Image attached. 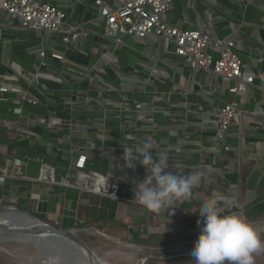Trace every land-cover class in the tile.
Segmentation results:
<instances>
[{
	"label": "crops",
	"instance_id": "crops-1",
	"mask_svg": "<svg viewBox=\"0 0 264 264\" xmlns=\"http://www.w3.org/2000/svg\"><path fill=\"white\" fill-rule=\"evenodd\" d=\"M45 1L65 11L67 23L84 26L88 36L63 46L57 34L21 29L16 20L0 10V80L31 88L42 102L48 103L47 118L67 120L70 111L65 103V86L52 77L59 68L50 53L62 55L65 68L77 75L81 84L77 88L90 98L85 104H78L75 116L96 124L103 122L104 115L99 102L107 111L106 132L101 126L96 133L93 129L79 133L91 147H88V167L114 174L122 180L126 178L125 172L112 162L122 159L124 145L142 148L148 131L154 134L152 155L165 145L170 147L172 155L176 154V148H181L184 150L182 157L189 156L182 159L186 173H193L198 159L189 154L195 155V149H200L201 153L209 151L215 143L213 113L228 102L254 112L255 116L242 122V135L236 124L228 129L226 142L232 147L230 158H220L219 161L224 162L216 171H221L228 182L225 184L228 186L226 198L222 196L221 202L237 193L245 203L243 215L264 224V91L258 82L248 85L245 92L233 94L229 91L232 81H225L210 70L189 67L173 53V44L164 37L151 34L138 38L120 33L119 41H112L105 35L103 23L95 19L93 0ZM248 1L242 0L247 3L244 4L241 0H171L164 20L181 28L205 30L214 40H234L244 72L256 74L264 67V0ZM43 51L45 65L41 66L40 53ZM208 53L216 59L219 49L211 45ZM38 68L44 76L40 86L32 85L30 80ZM99 80L103 81L106 92ZM0 97V204L33 210L42 218L59 220L64 227H71L73 215L77 221L82 218L91 220L88 224L102 223L103 230L124 226L130 233L133 229V239L135 233L140 236L138 231H149L151 227L153 235L156 233L154 237L162 239L163 243L175 242L178 233L195 236L194 231H200L197 221L201 218L191 216L190 208L198 210L211 193L219 190V172L203 170V178L193 187L191 197L176 207L181 214L178 218L170 208L162 207L153 212L136 204L82 193L73 187L34 182L32 179L44 163L54 167L58 181L72 180L71 166L80 135L73 139L76 136L72 133L70 140L67 130L56 133L38 124L32 108L18 105L15 94H0ZM151 102L156 106L168 104L174 115L156 109L147 119L139 118L132 111L126 110L123 114L118 110L125 103H140L142 110H149ZM122 127L135 140H128L124 135L126 131L120 133ZM20 132H27L28 138L22 139ZM20 149H24L21 155L24 163L20 167L24 179L14 175L17 169L12 165ZM153 159L158 162L156 157ZM236 162L240 164L239 174ZM135 163L138 176L144 179L146 168L138 164L139 160ZM232 173L234 178H228L227 174ZM232 179L235 182L229 183ZM121 184L124 187L126 183L121 181ZM144 237L150 238L149 235Z\"/></svg>",
	"mask_w": 264,
	"mask_h": 264
},
{
	"label": "built area",
	"instance_id": "built-area-1",
	"mask_svg": "<svg viewBox=\"0 0 264 264\" xmlns=\"http://www.w3.org/2000/svg\"><path fill=\"white\" fill-rule=\"evenodd\" d=\"M250 1V0H249ZM248 1V2H249ZM242 2V0H241ZM244 3V2H242ZM247 4V3H244ZM171 6V0H93L92 8L95 19L103 23L104 33L110 36L112 41L118 39V35L123 33L125 35H133L138 38H144L151 34L159 37H164L173 44V53L180 57L186 65L191 68H199L203 70H210L215 74L219 75L225 81H232L229 91L233 94L245 92L248 85L253 84L255 81L258 82L259 87L264 91V67L263 70L256 74L245 73L244 63L238 53L235 51V42L232 39L224 38L214 40L210 34L205 30L200 29H189L181 28L176 25H172L164 20V16L168 12ZM0 10L5 11L12 19L18 22L19 28L33 30L37 32H49L58 35V39L63 46H67L70 43H76L84 40L88 36V31L84 26L67 23V14L51 2L45 0H2L0 1ZM117 38V39H116ZM211 45L216 46L219 49L218 58H213L209 53L208 49ZM41 66L45 65L43 61L45 52H41ZM53 60H57V67L59 72L53 74L58 82L65 86L66 100L65 103L68 106L69 118L67 120H61L59 118L49 117L46 114L48 112V103L42 102L36 94L31 91V88H24L17 83L11 81L0 80V94H15L17 97V104L21 106H29L32 108V114L35 121L38 124L46 126L47 128L53 129L56 133L59 131H68V139L71 140L73 136L80 135L77 142V148L75 149V158L72 161L73 165L71 168L74 170L72 173V180H60L58 181L55 175V169L52 165L44 163L41 165L37 176L32 179L34 182L47 184V185H65L68 187L76 188L82 193H92L102 197L109 198L116 202H122L124 204H136L138 203L135 197L136 184L143 179L138 176L137 165L132 168L126 166L123 157L127 155L129 148L139 150V146L135 145H124L122 147L123 154L121 160L113 161L112 165L122 170L126 174V178L115 176L110 173H102L98 170L88 167L89 158L88 152H90L88 144L81 138L80 131L85 129H92L93 122L91 120H80L75 116L78 108V104H85L89 101V95L84 90H74L70 84V80H77V75L74 71L65 68V64L62 61L63 56L57 53H50ZM110 60V57L108 59ZM68 73H71L67 75ZM44 78L40 68L33 72L30 76L32 85L36 84L40 86L41 79ZM98 79V78H97ZM78 81V80H77ZM103 81L99 80V85H102V90L106 92V88H103ZM67 85V87H66ZM101 91V90H100ZM102 92V91H101ZM101 92H96L97 95H101ZM91 95V94H90ZM95 96V94H92ZM1 100V97H0ZM124 104V103H123ZM149 110H142L140 103L129 104L125 103L123 107L118 110L121 113H125L126 110L133 114H136L139 118H147V115L156 110L170 111L168 104L162 106H156L155 103H149ZM79 105V106H80ZM100 111L103 112L101 126L106 132L105 127L109 120H105L106 110L102 103L99 102ZM103 106V107H102ZM130 109V110H128ZM123 113V114H124ZM127 113V112H126ZM173 114V113H172ZM107 115V114H106ZM174 115V114H173ZM256 114L254 112H248L236 106L233 102H228L219 107L214 113V138L215 143L209 148V152L213 155V159L223 152L232 151L231 145L226 142V133L228 129L233 125H238L240 135H242V122L248 117H253ZM148 119V118H147ZM133 126V125H132ZM119 129V128H118ZM122 131V132H121ZM124 133L128 140H135V137L131 135L124 127L120 130V133ZM78 134V135H76ZM21 138H28L27 132H20ZM104 134H102L103 136ZM153 132L148 131V135L143 139V142L153 143ZM101 136V137H102ZM75 138V137H74ZM75 138V139H76ZM156 145V143H155ZM89 147V148H88ZM93 148V147H92ZM158 150V149H156ZM176 154H170V147L165 145L156 151L153 155L157 159L161 155H166L168 158V167L166 171H172L176 175L187 176L192 173H186V165L182 160L171 159V156L182 157L184 152L183 149L176 148ZM194 154L198 162L195 166L194 172H202L203 170L211 172H219L218 181L222 184H228L226 177L221 171H216L217 168L212 167V163H203L202 153L200 149H195ZM185 158H189L188 155H183ZM138 160V159H137ZM213 160V161H214ZM134 163L136 160L133 161ZM21 157H16L12 160V165L17 169L14 173L15 176L22 179L25 178L20 173V167L23 164ZM238 166V174L240 173V164L236 162ZM121 181L126 184L122 187ZM240 181V180H239ZM236 185V184H235ZM218 191L208 196L215 197L218 201V207L225 209L228 212H239L244 213L245 203L241 200L240 196L235 195L226 201L223 200L222 196L226 198V188L217 185ZM238 188L239 186L236 185ZM207 198V199H208ZM179 204L172 207L167 205L164 208H170L174 210V215L181 217L176 208ZM191 216L199 217V210L195 207L190 208ZM258 223V221H253ZM252 223V222H251Z\"/></svg>",
	"mask_w": 264,
	"mask_h": 264
},
{
	"label": "clouds",
	"instance_id": "clouds-1",
	"mask_svg": "<svg viewBox=\"0 0 264 264\" xmlns=\"http://www.w3.org/2000/svg\"><path fill=\"white\" fill-rule=\"evenodd\" d=\"M151 149L152 144L146 142L138 151L129 148L123 157L127 167H134L137 163L133 161L138 159V164L147 170L145 178L136 184L134 198L153 212L165 205L183 204L204 174L178 176L166 171L167 156L161 155L158 162L154 161ZM198 210L200 231L191 251L195 264H255V254L264 251V239L242 213L218 207L215 197L204 200Z\"/></svg>",
	"mask_w": 264,
	"mask_h": 264
},
{
	"label": "rangeland",
	"instance_id": "rangeland-1",
	"mask_svg": "<svg viewBox=\"0 0 264 264\" xmlns=\"http://www.w3.org/2000/svg\"><path fill=\"white\" fill-rule=\"evenodd\" d=\"M72 218L70 226L77 230L80 239L97 257L110 264H140L142 259L144 260L143 264H195L194 259L191 258V251L197 239L198 230L194 231L195 236H188L186 233L180 236L178 233L175 236V242L163 243L162 239L154 237L156 233L153 235L152 227L149 231H138L142 235L135 240L132 237V232L127 231L124 226L103 230L100 226L102 223L95 225L93 222L83 226L78 225L75 215ZM43 219L57 226L63 225L59 220ZM252 224L264 239V224L256 222H252ZM131 230L133 231V229ZM146 235H149L150 238H143ZM181 256L189 257L182 261L170 262L171 258ZM254 260L255 264H264V251L256 253ZM0 264H40V260L30 244L8 241L0 243Z\"/></svg>",
	"mask_w": 264,
	"mask_h": 264
},
{
	"label": "water",
	"instance_id": "water-1",
	"mask_svg": "<svg viewBox=\"0 0 264 264\" xmlns=\"http://www.w3.org/2000/svg\"><path fill=\"white\" fill-rule=\"evenodd\" d=\"M23 152L24 149L17 150L15 155L21 157ZM73 172L74 170L71 168V173ZM0 219L13 224H0V243L16 241L30 244L34 248L40 264H83L80 251L84 253L87 264H110L94 254L80 239L75 228L57 226L14 204H0ZM25 219L33 220L36 224L25 227L23 225L27 221ZM246 219L250 223L253 222L249 217ZM131 232L134 234L132 230ZM18 238H22V240ZM143 261L142 259L140 264H143Z\"/></svg>",
	"mask_w": 264,
	"mask_h": 264
},
{
	"label": "trees",
	"instance_id": "trees-1",
	"mask_svg": "<svg viewBox=\"0 0 264 264\" xmlns=\"http://www.w3.org/2000/svg\"><path fill=\"white\" fill-rule=\"evenodd\" d=\"M69 74H71V73H68L67 75H69ZM70 84L72 85V87L74 88V90H77V87L79 86L80 87V82L79 81H74V80H70ZM83 118V117H82ZM101 127V122H99V123H97L96 122V124H93V127H92V129L95 131V133L98 131V129ZM76 138V137H75ZM75 138H73V139H75ZM231 151H229V152H223V153H221L218 157H217V159H213V155L208 151V150H206V151H203V153H202V158H201V160H202V162L203 163H212V165L215 167V168H217V167H220V166H222V164H223V162L224 161H222V162H220L219 161V159L220 158H224V159H226L227 160V158H230V155H229V153H230ZM184 157V156H183ZM183 157H175V156H171V159H179V160H182L183 159ZM185 158V157H184ZM157 160H159V159H157ZM214 160V161H213ZM219 161V162H218ZM209 174H212V173H209ZM234 176H235V174H227V177L228 178H234ZM218 181V180H217ZM235 181H234V179H232V181L231 180H229V183H234ZM217 185H219L220 187H225V188H228V186H226V185H224V184H222L221 182H219L218 181V183H217ZM30 212H32L33 214H35V215H37L33 210H29ZM38 216V215H37ZM87 218H89V217H87ZM89 219H86V220H83L82 218H80L79 219V221H78V225H88V222H90V221H88ZM83 221V222H82ZM138 236H139V234H136L135 233V236H134V239L135 240H137L138 239ZM189 257V256H188ZM188 257H183V256H181V257H176V258H171L170 259V262H177V261H182V260H184V259H187Z\"/></svg>",
	"mask_w": 264,
	"mask_h": 264
},
{
	"label": "bare ground",
	"instance_id": "bare-ground-1",
	"mask_svg": "<svg viewBox=\"0 0 264 264\" xmlns=\"http://www.w3.org/2000/svg\"><path fill=\"white\" fill-rule=\"evenodd\" d=\"M25 220H27V221H25V223L23 224V225H25V227H28V226H34L35 224H36V222H34L33 220H28V219H25ZM0 224H2V225H13V224H11L10 222H7L6 220H4V219H0ZM34 228V227H33ZM1 238V237H0ZM18 239H21L22 240V238H18ZM80 253L82 254H80L81 255V260H82V263L83 264H87V261H86V258L84 257V253L82 252V251H80ZM99 258V257H98ZM101 260H103V261H106V260H104V259H102V258H100ZM53 264H55V263H53ZM97 264V263H96Z\"/></svg>",
	"mask_w": 264,
	"mask_h": 264
}]
</instances>
